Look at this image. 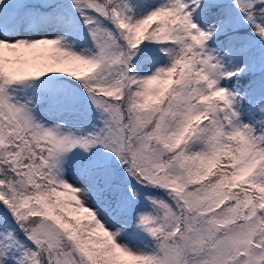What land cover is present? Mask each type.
Wrapping results in <instances>:
<instances>
[{"label": "snow or ice", "instance_id": "6c2138e0", "mask_svg": "<svg viewBox=\"0 0 264 264\" xmlns=\"http://www.w3.org/2000/svg\"><path fill=\"white\" fill-rule=\"evenodd\" d=\"M0 264H264V0H0Z\"/></svg>", "mask_w": 264, "mask_h": 264}]
</instances>
